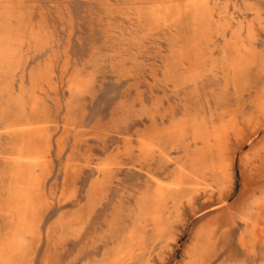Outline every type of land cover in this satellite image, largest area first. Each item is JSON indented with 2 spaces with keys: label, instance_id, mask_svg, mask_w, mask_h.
<instances>
[{
  "label": "rangeland",
  "instance_id": "rangeland-1",
  "mask_svg": "<svg viewBox=\"0 0 264 264\" xmlns=\"http://www.w3.org/2000/svg\"><path fill=\"white\" fill-rule=\"evenodd\" d=\"M0 264H264V0H0Z\"/></svg>",
  "mask_w": 264,
  "mask_h": 264
},
{
  "label": "bare ground",
  "instance_id": "bare-ground-1",
  "mask_svg": "<svg viewBox=\"0 0 264 264\" xmlns=\"http://www.w3.org/2000/svg\"><path fill=\"white\" fill-rule=\"evenodd\" d=\"M224 55V54H223ZM143 162V161H142ZM118 199H120V198H118ZM115 208H117V207H115ZM97 210V209H96ZM96 212V211H95ZM97 223V222H96ZM14 229V228H13ZM19 229V228H18ZM214 237V236H213Z\"/></svg>",
  "mask_w": 264,
  "mask_h": 264
}]
</instances>
